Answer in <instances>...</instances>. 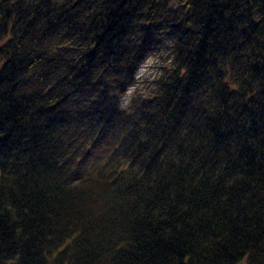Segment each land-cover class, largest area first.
Listing matches in <instances>:
<instances>
[{"label":"trees","instance_id":"trees-1","mask_svg":"<svg viewBox=\"0 0 264 264\" xmlns=\"http://www.w3.org/2000/svg\"><path fill=\"white\" fill-rule=\"evenodd\" d=\"M243 261L264 264V0H0V264Z\"/></svg>","mask_w":264,"mask_h":264},{"label":"rangeland","instance_id":"rangeland-1","mask_svg":"<svg viewBox=\"0 0 264 264\" xmlns=\"http://www.w3.org/2000/svg\"><path fill=\"white\" fill-rule=\"evenodd\" d=\"M162 60H155L152 59L149 62H147L140 73V84L138 87L133 89L130 94L125 99V104L127 106V103L130 101V98L132 95L137 91L142 95H145L146 97L149 95V93L153 89V82L156 79V77L160 74V67L162 66ZM247 264V261H243L241 264Z\"/></svg>","mask_w":264,"mask_h":264}]
</instances>
